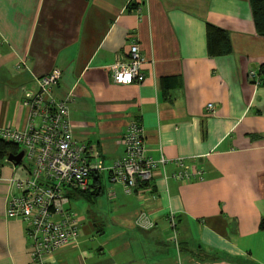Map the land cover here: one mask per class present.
I'll return each instance as SVG.
<instances>
[{
    "label": "crops",
    "instance_id": "0c3cea01",
    "mask_svg": "<svg viewBox=\"0 0 264 264\" xmlns=\"http://www.w3.org/2000/svg\"><path fill=\"white\" fill-rule=\"evenodd\" d=\"M209 26L227 35V54L209 53ZM133 41L144 80L116 85L109 67L127 60ZM261 64L264 37L247 0H0V127L23 130V92L57 70L51 94L72 95V141L87 147L90 165L122 159L120 138L133 121L145 156L169 161L164 173L174 159L201 169L177 182L158 168L149 190L129 193L107 171H91L97 195L66 194L76 244L49 263L264 264V86L247 77ZM13 167H0V264H30L25 223L4 217ZM77 199L94 213H75Z\"/></svg>",
    "mask_w": 264,
    "mask_h": 264
},
{
    "label": "built area",
    "instance_id": "2783aa9c",
    "mask_svg": "<svg viewBox=\"0 0 264 264\" xmlns=\"http://www.w3.org/2000/svg\"><path fill=\"white\" fill-rule=\"evenodd\" d=\"M142 64L143 59L133 41L128 47L127 60L109 67L111 82L141 84L144 80ZM247 77L257 84L255 71L250 70ZM59 78L60 73L52 70L35 79V92H23L21 105L27 109L23 130L0 127V140L18 145L22 151L21 160L27 163L23 177L5 180L11 193L5 198L4 217L25 223L30 264H50L48 259L57 251L76 244L78 218L66 208V194L68 190L88 189L91 171H107L108 181L120 184L126 193L140 185L149 190L148 182L158 168L163 179L177 182H187L191 176L198 179L201 175V169L185 166L181 159L172 161L175 168L172 173H164L169 161L164 157L153 160L145 156L142 129L133 121L126 125L120 138L122 159L109 169L90 165L85 157L87 147L72 141L67 108L72 95L55 99L51 94ZM206 108L210 110L212 106L208 104ZM168 222L173 228L172 215Z\"/></svg>",
    "mask_w": 264,
    "mask_h": 264
},
{
    "label": "trees",
    "instance_id": "16d2710c",
    "mask_svg": "<svg viewBox=\"0 0 264 264\" xmlns=\"http://www.w3.org/2000/svg\"><path fill=\"white\" fill-rule=\"evenodd\" d=\"M247 5L251 17L254 32L259 37H264V0H247ZM209 34L207 38V47L209 53L215 55H224L230 51L229 40L225 32L219 28L209 26ZM256 82L264 86V64L259 65L256 71ZM166 78H164L165 80ZM20 151V147L10 142L0 140V167L5 164L7 155H16ZM20 164V163H19ZM18 164V165H19ZM90 176L93 175L89 174ZM88 176V178L90 177ZM78 192V191H76ZM93 186L81 191L82 195H97L98 192Z\"/></svg>",
    "mask_w": 264,
    "mask_h": 264
},
{
    "label": "rangeland",
    "instance_id": "374dc122",
    "mask_svg": "<svg viewBox=\"0 0 264 264\" xmlns=\"http://www.w3.org/2000/svg\"><path fill=\"white\" fill-rule=\"evenodd\" d=\"M27 166V163H26V160L22 159L21 160V163L15 167H13V173H14V177L16 178H21L23 177L24 175V172H25V167ZM102 200L104 202V195H101ZM70 207L71 209L79 214V215H84L86 213V211H88L89 213H94L92 209H89L91 206L86 203L84 201V199L80 200V199H77V200H72L70 202Z\"/></svg>",
    "mask_w": 264,
    "mask_h": 264
},
{
    "label": "water",
    "instance_id": "95a60500",
    "mask_svg": "<svg viewBox=\"0 0 264 264\" xmlns=\"http://www.w3.org/2000/svg\"><path fill=\"white\" fill-rule=\"evenodd\" d=\"M22 158V151L20 150L16 155H7L6 161L11 163L13 166H17L20 163V160Z\"/></svg>",
    "mask_w": 264,
    "mask_h": 264
}]
</instances>
